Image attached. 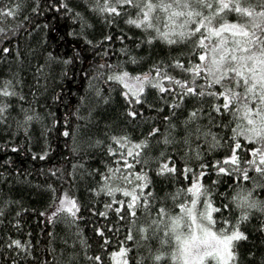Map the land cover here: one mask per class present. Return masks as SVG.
<instances>
[{"label":"trees","instance_id":"1","mask_svg":"<svg viewBox=\"0 0 264 264\" xmlns=\"http://www.w3.org/2000/svg\"><path fill=\"white\" fill-rule=\"evenodd\" d=\"M86 2L69 0L86 17L89 26L83 31L93 45H89L80 35L78 20L47 9L44 6L46 0H40V13L29 11L35 0H0V6H11L12 3L21 5L14 19L8 18L5 22L0 18V27H6L8 23L19 25L11 34L0 33V81L12 79L15 83L18 80L17 91L24 96L22 101L17 98L9 100L12 108L7 123L0 122V264H12L13 260L17 264H41L42 261L47 264H68L69 260L71 264H93L89 257L101 250L104 237L109 238V250H118L119 243L124 242L128 248L129 264H137V257L147 254L148 245L153 252L159 245L158 238L144 240V234L139 232L140 226L149 220L143 207L133 221L124 206L116 203L127 198L119 192L110 196L99 191V186L104 183L100 173L107 175L106 169L110 167L115 171L114 165L117 164L119 152L109 154L108 146L117 149L119 146L110 137L127 134L130 139L138 140L151 126L159 127L163 133L168 127L163 116L169 115V109L164 107L157 111V96L149 87L146 89L147 103L140 105L143 115L129 118L125 112L127 104L121 95V86L107 81L106 73L109 70L101 65H115L121 61L129 71H144L154 60L170 61L182 51V47L169 48L157 41L151 46L143 44L136 48L135 39L121 42L117 39L121 29L125 33L130 32L133 37H139L141 33L125 25L122 19L113 24L107 23L102 16L87 10L83 6ZM25 16H28L27 20H24ZM105 35H111L112 40H103ZM4 47L9 48L8 53L3 52ZM122 47L129 51L122 53ZM131 55L142 59L132 65L128 62ZM69 57H72L71 61L64 63ZM148 103L156 106L149 109ZM191 104L192 101L188 100L182 107L172 110V122L180 125L175 131L177 137L183 135L182 121ZM19 106L31 109L40 116L39 121L30 123L27 132L17 127V120L24 115ZM53 121H56L55 125ZM65 128L68 129V136L62 134ZM6 145H15L16 148L13 150ZM185 147L189 150L185 151ZM45 149L47 155L41 159L40 155ZM160 151L173 156L176 173L156 174L157 161L152 157H157ZM33 152L37 153L35 158ZM224 153L225 150L221 148L210 150L208 143L195 137L188 146L182 141L165 146L153 140L143 150L141 163H137L133 170L147 168L152 181L148 190L163 198L165 206L172 212H178L175 204L191 198V194L186 197L184 192H180L175 203L172 199V194L178 189H187L192 182L191 172L187 174V179L182 174L184 163L199 171L201 163L211 166L212 161ZM145 158L149 160L147 165L142 163ZM122 174L127 175V172L121 169L117 173L118 176ZM250 176L256 183L264 184V177L253 173ZM199 179L213 191L217 206L222 202L228 203L219 193L228 191L231 194L230 186L235 187V177L218 176L210 169ZM213 181H216L215 185ZM113 183L126 186L122 180ZM243 184L251 186L250 181H243ZM49 185L55 188L57 198L65 193L76 198L79 211L74 224L66 223L63 216L49 220L54 210L51 207L53 192ZM257 192L264 196L259 189ZM106 204L112 207L106 209ZM116 207H121L120 215L116 214ZM156 207L158 205L151 209L153 214ZM101 212H107V215L101 216ZM224 215L229 213L225 212ZM237 216L239 211L233 210L230 218L234 222ZM262 220L264 216L254 212L247 220L241 221L240 229L247 234V239L235 242L238 264H264ZM221 226L217 223L216 228ZM129 227L133 239L126 241ZM96 228L103 230V237L95 231ZM160 236H163L162 232ZM11 239H20L22 243L28 241L32 255L27 256L15 246L8 247ZM161 250L170 252L171 248L165 245ZM105 264H108L106 255ZM162 264L174 262L166 255Z\"/></svg>","mask_w":264,"mask_h":264},{"label":"snow or ice","instance_id":"2","mask_svg":"<svg viewBox=\"0 0 264 264\" xmlns=\"http://www.w3.org/2000/svg\"><path fill=\"white\" fill-rule=\"evenodd\" d=\"M44 6L78 20L80 35L89 45H93V41L84 35L83 30L89 26L86 17L69 0H46ZM83 6L102 16L109 24L122 19L125 25L141 33L139 37H133L130 32L125 33L121 29V35L117 37L121 42L135 39L136 48L143 44L151 46L157 41L169 48L182 47V51L170 61L154 60L144 71H129L121 61L115 65H101L109 70L106 73L107 81L121 86V95L127 104L125 112L129 118L143 115L140 105L147 103L146 89L149 87L156 93L157 111L164 107L169 109V115L163 116L168 124L163 133L159 127L151 126L138 140L130 139L127 134L111 136L110 139L119 146L118 149L108 146L109 154L119 152L115 171L110 167L106 169L107 175L100 173L104 183L100 184L99 191L110 196L122 193L127 199L116 203L124 206L133 221L143 207L149 220L140 226L139 232L144 234V240L150 237L159 239L157 250L153 252L148 245L147 254L138 256L137 264H162L166 255L174 264H238L235 242L247 239V234L240 229L241 221L247 220L254 212L264 216V196L257 192V189L264 192V184L256 183L250 176L253 173L264 177V0H87ZM20 8L19 3L0 6V18L5 22L8 18L14 19ZM29 11L40 13V0H35ZM27 19L28 16H25L24 20ZM18 27L8 23L6 27H0V33L11 34ZM102 39L111 41L112 36L105 35ZM120 51L127 53L129 50L122 47ZM3 52L8 53L9 48L4 47ZM71 59L69 57L64 63H69ZM141 59L131 55L128 62L136 65ZM17 83L18 80L14 83L12 79L0 81V122L7 123L12 108L9 100L24 99L17 91ZM97 94H100L99 90ZM188 100L192 104L182 121L183 135L177 137L175 131L180 125L172 122V110L182 107ZM147 106L152 109L156 105L148 103ZM19 107L24 115L17 120V127L27 132L30 123L39 121L40 116L31 109ZM55 123L53 121V125ZM213 128L220 130L213 131ZM62 134L68 136V129L65 128ZM193 137L208 143L210 150L221 148L225 153L214 159L211 166L201 163L199 171L184 163L182 174L187 179V174L191 172L192 182L187 189H178L172 194V199L175 203L180 192H184L186 197L191 194V198L175 204L179 211L172 212L165 206L163 198L148 190L152 183L149 170L145 167L137 171L133 169L137 163H141L143 150L153 140L165 146L182 141L188 146ZM6 147L16 148L15 145ZM188 150L185 147V151ZM32 155L35 158L37 153L33 152ZM44 155H47V149L40 158ZM152 159L157 161V175L177 172L172 155L160 151ZM142 163L147 165L149 160L145 158ZM121 169L127 175L118 176ZM210 169L218 176L235 177V187L230 186L231 194L228 191L219 193L228 203L222 202L217 206L213 191L200 181L199 178ZM119 180L126 186L113 183ZM243 181H250L251 186L244 185ZM212 183L215 185L216 181ZM49 188L53 192L51 207L54 209L49 220L63 216L66 223L74 224L79 211L76 198L67 193L57 198L55 188L51 185ZM156 205L158 207L153 214L151 209ZM110 207L112 205H105L106 209ZM233 210L239 211L234 222L230 218ZM115 212L120 215L121 207H116ZM225 212L229 215H224ZM99 214L106 216L107 212ZM16 223L20 222L17 220ZM217 223L222 225L218 229ZM260 228L264 230V220ZM95 231L103 237L102 229L96 228ZM132 239L129 227L125 240ZM165 245L171 248L170 252L161 250ZM12 246L27 256L32 255L28 241L22 243L20 239H11L8 247ZM108 246L109 238L104 237L101 250L89 257L93 264H105V255L108 264H129L128 248L124 242L119 243L118 250H109ZM12 264H17L16 260ZM41 264L47 262L42 261ZM68 264H71V260Z\"/></svg>","mask_w":264,"mask_h":264},{"label":"rangeland","instance_id":"3","mask_svg":"<svg viewBox=\"0 0 264 264\" xmlns=\"http://www.w3.org/2000/svg\"><path fill=\"white\" fill-rule=\"evenodd\" d=\"M200 206H202V205H200Z\"/></svg>","mask_w":264,"mask_h":264}]
</instances>
